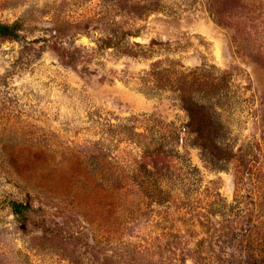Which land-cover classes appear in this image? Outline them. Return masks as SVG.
<instances>
[{
  "label": "rangeland",
  "instance_id": "1",
  "mask_svg": "<svg viewBox=\"0 0 264 264\" xmlns=\"http://www.w3.org/2000/svg\"><path fill=\"white\" fill-rule=\"evenodd\" d=\"M0 264H264V0H0Z\"/></svg>",
  "mask_w": 264,
  "mask_h": 264
}]
</instances>
